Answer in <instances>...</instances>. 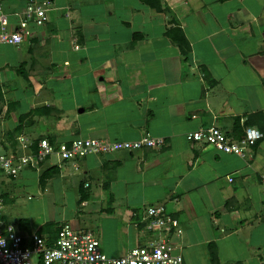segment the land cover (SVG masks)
Returning <instances> with one entry per match:
<instances>
[{
  "label": "crops",
  "instance_id": "obj_1",
  "mask_svg": "<svg viewBox=\"0 0 264 264\" xmlns=\"http://www.w3.org/2000/svg\"><path fill=\"white\" fill-rule=\"evenodd\" d=\"M4 1L11 24L31 2H47V20L30 22L20 44L0 42V83L12 75L30 89L24 110L11 99L0 109L2 150L19 135L33 144L61 134L164 142L33 170L43 186L69 163L84 175L79 205L99 212L98 235L69 224L118 257L155 236L141 217L160 205L178 223L169 240L182 264H264V0H160V11L141 0ZM173 37L185 39L186 56ZM58 84L68 85L65 102ZM211 125L235 136L252 126L263 137L246 158L186 140ZM6 179L14 178L2 176L1 191ZM92 183L103 193L91 194Z\"/></svg>",
  "mask_w": 264,
  "mask_h": 264
},
{
  "label": "built area",
  "instance_id": "obj_2",
  "mask_svg": "<svg viewBox=\"0 0 264 264\" xmlns=\"http://www.w3.org/2000/svg\"><path fill=\"white\" fill-rule=\"evenodd\" d=\"M46 3L27 4L22 14H16L17 22L11 24L0 0V42L15 45L31 36L29 23L42 25L47 20ZM262 137L263 134L252 126L244 127L238 136L226 133L215 125L185 134L189 142H202L241 158H246L247 150ZM163 144L162 138L148 134L137 140L105 141L77 137L69 141L39 139L36 144L19 135L14 150L0 152V180L2 176L16 178L25 169L38 170L45 162L60 166L63 162L89 154L130 152L141 148H159ZM2 207L0 184V264H182L181 257L173 253L174 247L169 240L170 234L180 232L178 223L160 205L147 207L141 217L146 231L155 236L118 257L107 256L102 252L96 236L88 231L76 230L67 222L58 227L54 237L38 230H20L2 218Z\"/></svg>",
  "mask_w": 264,
  "mask_h": 264
},
{
  "label": "rangeland",
  "instance_id": "obj_3",
  "mask_svg": "<svg viewBox=\"0 0 264 264\" xmlns=\"http://www.w3.org/2000/svg\"><path fill=\"white\" fill-rule=\"evenodd\" d=\"M19 1L23 2L22 0ZM67 87L68 85H53L56 96L64 99V102L67 101L68 97L66 94ZM0 89L3 91L0 109L3 107V103L9 99L18 101V108L21 111L26 108L30 89L25 86L22 78L9 75L8 79L0 83ZM64 123L66 121L62 123L61 128ZM2 124L3 126H9L7 119ZM33 129L37 133H43L46 127L41 123L35 125ZM69 138L67 134L58 136L59 141H65ZM2 151L0 148V152ZM67 167L63 169L61 177L58 175L52 177L44 186L39 182L40 170L36 172L25 169L16 178L6 179L8 187H2L5 196L1 214L12 224L16 225L20 221L28 223L32 231L38 230L45 224L56 226L61 222L72 223L74 219H78L82 227L97 236L101 219L99 212L94 211V207L91 205L84 207L79 205L80 195L77 187L79 181L84 179V175L82 173L74 175V169L70 163ZM95 183L97 185V182ZM96 190L97 193H103L101 188L92 183L90 193L93 194Z\"/></svg>",
  "mask_w": 264,
  "mask_h": 264
},
{
  "label": "trees",
  "instance_id": "obj_4",
  "mask_svg": "<svg viewBox=\"0 0 264 264\" xmlns=\"http://www.w3.org/2000/svg\"><path fill=\"white\" fill-rule=\"evenodd\" d=\"M142 2H144L145 4H147L148 6L154 8L155 10L157 11H160L161 8H160V0H141ZM174 41L178 44L179 48H180V51L181 53L186 56V53H187V44L185 43V39L183 37H173ZM19 120V123L18 125L15 126V130H18L21 128V121L22 120V116H20L18 118ZM47 138V137H46ZM50 141H54L52 140L51 138L49 139ZM13 144V143H12ZM55 167H50L46 170H44V172L42 173V175H48V176H51V171L54 169ZM41 175V177H43ZM24 225V231L25 232H31L32 230L29 228V225L28 223H25V222H19V228ZM55 225H48V224H45V225H42L39 229H38V232L39 233H46L48 234L49 237H54L55 236V233L58 229L57 226ZM23 230V228H21ZM212 260L214 261L216 258H215V255L212 253V256H211Z\"/></svg>",
  "mask_w": 264,
  "mask_h": 264
},
{
  "label": "clouds",
  "instance_id": "obj_5",
  "mask_svg": "<svg viewBox=\"0 0 264 264\" xmlns=\"http://www.w3.org/2000/svg\"><path fill=\"white\" fill-rule=\"evenodd\" d=\"M5 246H6V242H5Z\"/></svg>",
  "mask_w": 264,
  "mask_h": 264
}]
</instances>
